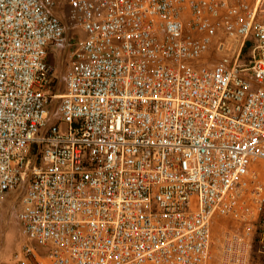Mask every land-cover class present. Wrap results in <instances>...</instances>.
Instances as JSON below:
<instances>
[{
	"label": "built area",
	"instance_id": "built-area-1",
	"mask_svg": "<svg viewBox=\"0 0 264 264\" xmlns=\"http://www.w3.org/2000/svg\"><path fill=\"white\" fill-rule=\"evenodd\" d=\"M259 159L264 0H0L14 264H210L213 220L264 208ZM247 251L229 234L222 264Z\"/></svg>",
	"mask_w": 264,
	"mask_h": 264
},
{
	"label": "rangeland",
	"instance_id": "rangeland-1",
	"mask_svg": "<svg viewBox=\"0 0 264 264\" xmlns=\"http://www.w3.org/2000/svg\"><path fill=\"white\" fill-rule=\"evenodd\" d=\"M63 20L65 21L64 17ZM78 38L76 32L71 43L74 44ZM246 53L249 54V49ZM49 61L54 65V80L60 79V90H62L64 88L63 76L67 71L68 61L64 56L62 57V50L56 47L50 49ZM250 176L253 182L251 188L260 187L264 197V159H259L252 165ZM16 192L17 189L6 193L4 199L0 201V264H14L13 254L24 241L14 210ZM229 234L244 237L248 243L246 264H264V208L259 215L250 217L247 221H242L233 215L218 216L213 220L210 264H222L223 244ZM49 247L51 246L37 248L46 253Z\"/></svg>",
	"mask_w": 264,
	"mask_h": 264
},
{
	"label": "crops",
	"instance_id": "crops-1",
	"mask_svg": "<svg viewBox=\"0 0 264 264\" xmlns=\"http://www.w3.org/2000/svg\"><path fill=\"white\" fill-rule=\"evenodd\" d=\"M59 60V59H58ZM51 62V61H50ZM52 63V62H51ZM53 64V63H52ZM54 66V65H53Z\"/></svg>",
	"mask_w": 264,
	"mask_h": 264
}]
</instances>
